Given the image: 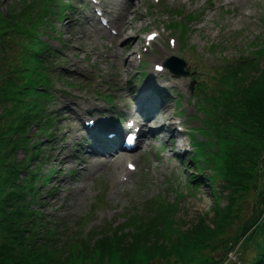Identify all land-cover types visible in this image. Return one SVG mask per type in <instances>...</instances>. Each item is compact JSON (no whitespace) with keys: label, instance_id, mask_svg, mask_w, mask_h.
Listing matches in <instances>:
<instances>
[{"label":"rangeland","instance_id":"1","mask_svg":"<svg viewBox=\"0 0 264 264\" xmlns=\"http://www.w3.org/2000/svg\"><path fill=\"white\" fill-rule=\"evenodd\" d=\"M23 1L0 0V7L8 14L13 5L20 9ZM37 1L42 8V0ZM133 3H136V8L128 12L132 2L122 1L115 12L120 17H112L119 22L128 12L142 40L141 53L136 55L127 76L130 80L127 86L123 72L111 55L112 50L122 49L124 41L111 38L105 29L99 36L96 34L94 29L98 24L93 19V3L88 0H52L53 11L47 13V24L42 28L41 38L49 46L45 59L52 80V85L44 82L45 87L51 85L48 90L51 97L45 100L44 115L49 114L51 119L31 128L30 140L34 145L40 144L34 150L42 156L33 161L40 175L35 185L36 197H30V200L44 221L51 223L50 231L54 232L62 248L90 233L125 226L127 216L145 217L152 210L160 211L163 204L173 208L175 219L183 227L190 226L201 215L211 211L215 193L212 184L205 180L211 171L207 170L197 181H193V175L199 168L190 160L193 150L185 153L192 135L200 141L208 140L202 136L205 135L200 125L203 113L195 110L198 90L194 91V88L199 84H212L215 71L234 64L243 54H248L253 44L264 39V0H251L248 4L228 0H140ZM66 5L73 8L63 9ZM106 7L110 5L107 3ZM27 13L30 16H26ZM27 13L17 20L30 22L36 13V17L42 14L38 9L33 11L31 8ZM85 14L90 15L89 18H85ZM154 31L160 33L157 42L145 47L144 37ZM170 38L176 40L174 44H171ZM162 43L168 50L171 47L175 50L161 56L159 50L163 48ZM25 53L26 50L20 54L17 51L15 57L20 58ZM176 56L186 61L188 74L176 76L167 70L151 75L155 64ZM63 67L76 69V72H66ZM193 78L195 82L191 90ZM198 79L200 83H197ZM148 83L160 85L159 91L153 90V96L160 103L169 105V112L175 111L178 115L176 119L183 122L186 131L181 135L182 139L176 136L171 141L165 135V139H150L138 151L126 152L135 154L129 160L137 167L132 174L122 176L123 182L110 174L111 164H105L99 170L96 165L88 166L84 172H81L80 165L60 170L57 161L52 159L53 144L58 148L67 146L74 159L81 153L85 156L91 154L88 149H91L92 139L88 138V131L72 132L73 124L81 127L86 120L106 118L109 114L111 122L119 125L130 117L141 118L132 101L145 98L142 88ZM29 84V90L34 91V81ZM62 104L73 105L74 108L62 109ZM109 108L108 112L106 109ZM167 113L159 114L160 121L169 122ZM197 126L198 132L193 131ZM66 132L70 136L63 135ZM171 146L184 154L174 155ZM25 154L23 149L19 150V160ZM127 160L124 158L122 161L124 168H128ZM64 179L69 181L71 189L85 185L75 195L74 201L70 200L73 195L65 191L60 193V197L65 195L63 202L69 204V209H58L45 203L51 200L55 190L66 188L60 185ZM226 200L223 198V203ZM70 203H73L71 207ZM255 206V200L251 198L246 216L252 214Z\"/></svg>","mask_w":264,"mask_h":264},{"label":"trees","instance_id":"2","mask_svg":"<svg viewBox=\"0 0 264 264\" xmlns=\"http://www.w3.org/2000/svg\"><path fill=\"white\" fill-rule=\"evenodd\" d=\"M28 1L8 14L0 11V264H220L230 242L249 230L242 264H264V219L257 223L264 210V39L217 71L212 84L195 86L208 140L196 141L192 160L200 173L211 170V211L183 227L173 208L163 204L160 211L127 216L125 226L90 233L62 248L30 200L39 174L30 132L48 118L50 94L41 89L49 87L44 82L50 77L40 38L49 7L21 23L17 18L29 8L36 11L38 1ZM21 149L26 156L19 160ZM251 198L256 206L246 216Z\"/></svg>","mask_w":264,"mask_h":264},{"label":"bare ground","instance_id":"3","mask_svg":"<svg viewBox=\"0 0 264 264\" xmlns=\"http://www.w3.org/2000/svg\"><path fill=\"white\" fill-rule=\"evenodd\" d=\"M105 0H102V2H104ZM109 2V4L113 5L112 8H107V13H111L113 11V9H116L117 6H120L121 1L122 0H107ZM127 1H131V0H127ZM231 1H237L241 4H248L251 0H228V2ZM136 2L134 0H132V6L129 8L128 12H132L135 8H136ZM101 9V8H99ZM126 13V16H124V18H122V20L119 22H116L115 19H110L112 20V24L113 28L118 29V31L116 30V34H110L109 36L111 38H118L123 42L122 45V49H114L111 52L112 57H114V59L117 61L118 66H119V70H121L123 72V79H125V86L130 84V80L127 79L128 74H130L131 71V67L134 65L135 61H136V55L141 52L142 49V40H141V36L138 33V28L137 25L135 27V23L130 21V16L129 13ZM94 31L96 32V34L99 36L100 34H102V32L104 31L103 26L100 27H96L94 29ZM160 35H157V37L155 36L153 39H151V43H155L158 40V37ZM163 48L159 50V54L161 56H166L169 55L171 50H173L174 48L171 47V50H168L166 48V46L162 43ZM177 46V44H176ZM81 48V47H80ZM175 50V49H174ZM69 66V65H68ZM63 69L66 72H76V69H70V67H63ZM157 70H152L151 71V75L155 76L158 74V72H156ZM119 77V76H118ZM160 87V85L158 84H145V86L142 88V93L144 94L145 98L144 99H140L138 101H132L133 102V106L135 108V110L140 113L141 115L143 114L144 118H146L147 121H143L144 123V129L146 131L147 128H150V132H152L153 134H159L161 135L162 132L164 131V129L169 126L172 129L175 127V122H173V120H170V122H165V121H160L159 119V114H161L162 112L167 113V118L171 119L174 115H175V111L173 112H169V105L160 103V101L153 96V90H157L159 91L161 89L157 88ZM121 88V87H119ZM148 97V98H147ZM132 100V99H131ZM130 100V101H131ZM69 107L70 110L74 108L73 105L69 104H62L61 108L65 109ZM108 112L110 111L109 109ZM111 110H113V108H111ZM146 116V117H145ZM145 120V119H144ZM97 123V122H96ZM99 123L101 125H103L104 130L108 129L109 127L113 129L114 132H118L119 130L122 129V127H126V125H117L116 123H112L110 120V114L106 117V118H100L99 119ZM82 129V126L80 127L77 123L73 124L72 126V132L75 131H80ZM63 135L65 136H70L69 132L63 133ZM147 140H145L144 142V146L146 145ZM53 151H52V159L56 160L60 170H63L64 167H76L78 165L81 166V172H84L88 166H94L96 165V168L99 170L101 168H103L105 166V164L112 166L111 170H110V174L112 176L116 175V178H118V180H122V176L126 175V174H132V172L130 170H127V168H124L123 166V162L124 158H127V162L126 164L128 165L129 163H133L131 160V158H133L135 156V154L133 153H122L117 151L118 146H117V139L116 138H112L111 140H108V142H103L102 145H100L101 147L97 150L99 152H102V154L99 156L96 153L91 152L90 155H84L83 153H81L80 156L77 157V159H74V156H72L69 153V148H67V146H63L61 148H58V146L56 144H53ZM179 148V146H178ZM91 150V149H88ZM111 150V152H113L112 154H108L105 155V153L109 152ZM104 157V159L102 158ZM77 163V164H76ZM120 181H118L117 183L120 184ZM62 186H65V189H58L55 190L53 192L54 196L51 198V200H46L44 201L47 204H50L54 207H58V209L60 208H64V209H69V204H67L66 202H63V198H65V195L63 197H60V193L62 191H65L66 194H71L73 195L72 198L70 200H75L76 197L75 195L77 193H80L82 188H84L85 185H82L81 188L77 189L76 187H74V189H71L70 183L68 180H63L61 182ZM73 204V203H72ZM72 204L70 203V207L72 206Z\"/></svg>","mask_w":264,"mask_h":264},{"label":"water","instance_id":"4","mask_svg":"<svg viewBox=\"0 0 264 264\" xmlns=\"http://www.w3.org/2000/svg\"><path fill=\"white\" fill-rule=\"evenodd\" d=\"M176 62V63H175ZM176 74H187L188 70H185L186 62L183 59L174 57L166 62Z\"/></svg>","mask_w":264,"mask_h":264}]
</instances>
